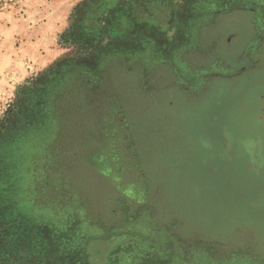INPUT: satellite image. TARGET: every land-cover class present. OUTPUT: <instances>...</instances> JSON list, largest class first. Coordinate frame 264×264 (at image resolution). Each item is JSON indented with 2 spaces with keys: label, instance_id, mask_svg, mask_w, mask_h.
Returning <instances> with one entry per match:
<instances>
[{
  "label": "rangeland",
  "instance_id": "374dc122",
  "mask_svg": "<svg viewBox=\"0 0 264 264\" xmlns=\"http://www.w3.org/2000/svg\"><path fill=\"white\" fill-rule=\"evenodd\" d=\"M48 1L0 0V264H264V2L35 49Z\"/></svg>",
  "mask_w": 264,
  "mask_h": 264
},
{
  "label": "trees",
  "instance_id": "16d2710c",
  "mask_svg": "<svg viewBox=\"0 0 264 264\" xmlns=\"http://www.w3.org/2000/svg\"><path fill=\"white\" fill-rule=\"evenodd\" d=\"M170 8L179 9L172 0H85L75 7L77 12L63 31L61 40L64 42L65 37L73 41L78 37L83 42L97 44L107 35L123 38L141 26L152 30L165 27L167 30L172 22ZM181 9L184 11L185 5ZM183 22L187 23L184 18ZM150 24L156 27H149Z\"/></svg>",
  "mask_w": 264,
  "mask_h": 264
},
{
  "label": "crops",
  "instance_id": "0c3cea01",
  "mask_svg": "<svg viewBox=\"0 0 264 264\" xmlns=\"http://www.w3.org/2000/svg\"><path fill=\"white\" fill-rule=\"evenodd\" d=\"M85 0H52L48 1L47 3L49 6L54 7V10L52 12H48L49 14L56 15L55 21L52 23L47 22L44 23L41 27L44 31H38L39 28L33 29V32L35 33L34 38L31 40L32 46L35 49H44L51 47L56 40H60L59 36L60 34L68 28V26L71 23V20H73L75 13L77 10H75V7H77L78 4L84 2ZM123 1V0H120ZM175 4L177 1H181L182 5H185V9L180 10L179 9H171L172 14V22L170 23L172 27L173 23H177L181 28L180 30L184 29L185 31H188V34L185 32V34H181V39L185 41V43H193V40L195 41L194 44L197 43V38H195V35H199L201 32H204L206 30H211L213 27V24L216 22L219 15H222V13H229L232 10L240 9V10H248L250 8H247V6L250 7V4H252L253 0H172ZM261 2L264 0H260ZM241 4L242 7H235V4ZM254 3V2H253ZM40 10H46L45 7L39 8ZM184 20L187 21V23L183 22ZM264 18V15L262 19ZM177 19V21L175 20ZM180 20V23L179 21ZM52 25V26H50ZM153 25L150 24L149 27ZM185 25V26H183ZM155 26V25H153ZM50 27L49 29H47ZM22 28V27H20ZM26 25H24V30L26 31ZM176 28V26H175ZM158 32L159 27H157ZM167 33V30L165 27L163 28ZM153 31H155L153 29ZM163 34L159 36V39L162 38ZM61 37V36H60ZM212 38H209L208 40L211 41ZM203 39H201L202 41ZM163 41V40H162ZM199 41V40H198ZM160 42V40H159ZM26 69L22 68V77H25Z\"/></svg>",
  "mask_w": 264,
  "mask_h": 264
}]
</instances>
